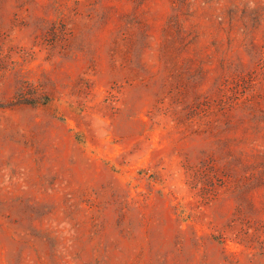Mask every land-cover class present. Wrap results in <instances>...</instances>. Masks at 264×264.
I'll list each match as a JSON object with an SVG mask.
<instances>
[{"label": "rangeland", "instance_id": "1", "mask_svg": "<svg viewBox=\"0 0 264 264\" xmlns=\"http://www.w3.org/2000/svg\"><path fill=\"white\" fill-rule=\"evenodd\" d=\"M0 264H264V0H0Z\"/></svg>", "mask_w": 264, "mask_h": 264}]
</instances>
